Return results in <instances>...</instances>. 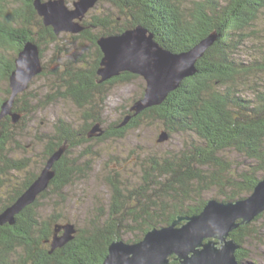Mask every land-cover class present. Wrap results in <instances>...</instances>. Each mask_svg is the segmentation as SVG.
<instances>
[{"label":"trees","instance_id":"trees-1","mask_svg":"<svg viewBox=\"0 0 264 264\" xmlns=\"http://www.w3.org/2000/svg\"><path fill=\"white\" fill-rule=\"evenodd\" d=\"M17 1L22 4L5 11L3 4L7 1L0 0V43L8 42L16 55L29 40L38 44L41 57L46 46L52 44L60 51L63 32L56 34L53 26L44 23L34 7L35 0ZM102 1L109 2L112 11L94 13L88 18L86 13L80 21L84 30L71 35L73 40L86 39L96 46L95 63L88 67L80 58L79 66L69 62L56 71L45 65L30 87L51 71L53 79L46 96L39 100L29 96V90L20 93L13 110L25 115L20 113L15 123L11 116L0 121L2 212L40 174V170L27 172L13 185L7 198L1 195V188L9 185L7 174L26 171L31 166L28 158L12 157L9 144L19 134L20 121L24 124L31 113L32 102L37 99V106L46 108L59 100H70L82 111L84 120L77 127L59 117L54 131L40 137L46 143V159L61 146L67 147L56 163V175L49 187L16 216L14 224L0 225V264H102L114 240L140 241L152 228L171 224L179 216L200 213L211 198H245L264 178V0H100L99 4ZM33 22L37 30L33 29ZM137 25H144L163 47L174 52L193 48L212 32H216L217 39L197 61L198 72L184 78L162 104L142 111L125 127H119L133 113L127 107L120 119L107 124L104 134L89 137L93 124L106 123L103 114L108 86L138 77L125 71L100 83L98 68L103 53L97 41L101 36L120 34ZM248 41L255 42L253 50L257 53L243 61ZM14 68L15 59L5 62L2 71L8 81ZM10 94L9 82L0 110ZM144 117L158 120L169 133L184 134L182 149L162 159L151 156L135 187L127 188L111 173L107 177L111 190L107 209L100 208V213L78 224L74 238L51 252L49 241L64 212L55 211L44 217L41 208L45 200L55 199V205L65 201L66 188L89 175L92 165L86 152L78 155L77 149L91 140L123 136L126 130L139 127ZM232 150L252 159V163L247 167L234 166L226 156ZM214 190L217 192L205 199V194ZM263 215L264 212L231 232L239 245L235 252L238 261H251L248 242L258 236L260 229L254 224ZM169 264L179 262L172 258Z\"/></svg>","mask_w":264,"mask_h":264},{"label":"water","instance_id":"water-1","mask_svg":"<svg viewBox=\"0 0 264 264\" xmlns=\"http://www.w3.org/2000/svg\"><path fill=\"white\" fill-rule=\"evenodd\" d=\"M98 1L75 0L74 7L70 8L66 0H35L34 7L44 23L53 26L56 34L64 31L80 33L85 28L80 21ZM216 39V32H212L193 48L174 52L163 47L144 25L117 35L101 36L97 41L103 53V67L98 69L99 82L124 71L142 75L146 80L145 94L132 107L141 113L146 108L162 104L184 78L197 73V61ZM43 71L40 48L29 40L15 59V68L9 77L11 94L1 105L0 121L5 116H11L14 123L20 119L21 114L13 110L15 98ZM131 117L128 115L123 124ZM102 134V128L96 124L88 136ZM65 149L66 146H62L54 152L34 182L0 212V225L14 224L16 216L48 187L55 176L54 164ZM263 212L264 178L246 198L229 201L211 198L200 213L179 216L170 225L150 229L140 241H113L103 264H169L172 256L179 264H254L253 261L237 260L235 252L239 245L230 236L233 230L249 224ZM183 220L187 222L183 223ZM63 228L61 235L57 227L51 252L72 240L77 231L70 223Z\"/></svg>","mask_w":264,"mask_h":264},{"label":"rangeland","instance_id":"rangeland-1","mask_svg":"<svg viewBox=\"0 0 264 264\" xmlns=\"http://www.w3.org/2000/svg\"><path fill=\"white\" fill-rule=\"evenodd\" d=\"M6 1V4H3L5 11H12L15 6H20V4H22L21 1L17 0ZM68 5L70 8L74 7L72 0L69 1ZM109 8V2L102 1V3L99 4L98 1L95 6L90 8L87 12V18L94 13H103L111 10ZM32 27L34 30H37L36 22ZM72 34L77 33L64 31L62 34H60L62 36L59 40V46L62 48L60 51L57 50L54 44L46 46L45 53L42 56L43 67L47 65L48 70L56 71L62 70L69 62L72 65L79 66L81 64L79 61L80 58L86 62L85 65L88 67L95 63L97 59L96 46L86 39L81 38L79 40H73L71 37ZM254 46L255 42L249 41L246 45H244V51L246 53H243L242 55L243 61H248L251 59V54L257 53V51L253 50ZM17 57L18 55H16L14 49L8 42L0 43V100L5 97L6 89L9 87V81L5 79L2 71L5 66V62L11 59H16ZM100 66L101 62L99 64V68ZM101 67H103V65ZM50 72L46 76L39 78L35 83L32 84L31 87L30 83L29 87L27 88V90H29V96L31 95L35 98L37 97L39 100L46 96V94L49 92V84L53 79V76ZM122 73L123 72H121L120 75ZM136 75H138V77L129 78V81H118L108 86L107 91L109 96L105 102L106 107L103 114V118L106 123L100 124V122H97L93 124V127L96 124H99L100 128L103 130V134L106 130L105 128L107 124L120 119L127 107L131 112H133L128 114L132 116L131 118L140 114L137 113L136 110H132V107L135 105L137 100L144 96L146 80L142 75ZM39 100L36 99L32 102L33 109L31 108V113L27 114L24 124H22V120L20 121L19 125L21 127H19L17 130V133L19 134H17L16 138L9 144L12 157L18 159L28 158L30 159L31 166L26 171L13 172L6 175V181L9 183V185L3 186L1 188V195L5 198H7L13 192V185H16L18 181H21L27 175V172H37L40 170L41 173V171L45 169L46 164L53 153L48 157V159L45 158L46 143L41 141L40 137L45 133L54 131V123L59 117L72 122L73 125L77 127L84 124L82 111L70 100H59L46 108L37 106ZM20 113L22 116L25 115L22 112ZM124 121L125 120L122 121L119 127H125L130 122L129 120L123 124ZM22 128L25 130L21 131ZM185 139L186 136L184 134L169 133L164 125L158 120H151L147 117H144L143 123L139 127L126 130V133L123 136L116 137L112 135L100 140H91L89 143H86L85 146L80 147L76 151L78 155H80L81 152H86L85 156H87L86 158H88L89 163L92 165L89 175L85 180L75 182L66 188L65 194L67 199L60 202L58 205H55V199L45 200L41 208L42 215L46 217L52 212L63 211V218L57 221L55 225L56 229L57 227L59 228V234H63V226L68 225L69 223L73 224L77 230L78 224L82 225L85 223L86 219L100 213V208L103 210L107 209L111 196V190L107 177L111 173H114V175L119 180H121L120 182H122L127 188L135 187L140 184L144 168L149 164V158L151 156H156L158 159H162L165 156L174 154L182 149ZM63 146L67 147V145ZM226 156L234 166L239 168L247 167L252 163V159L247 158L235 150H232V152L229 153L226 152ZM57 162L58 161H56V163ZM56 163L54 164L53 169H55ZM239 168L236 169L238 170ZM216 192L217 190L206 193L205 199L214 195ZM256 218L257 216L255 219ZM255 219H253L251 222H253ZM182 222L186 223L187 220H183ZM254 225L257 229H260V231L257 237L252 238L248 242L251 252L248 260L254 261L256 264H264V215ZM178 226L181 225L178 224ZM52 241L53 240L49 241L51 247ZM114 241L133 243L124 239H117ZM172 258L174 259V256L170 257V261Z\"/></svg>","mask_w":264,"mask_h":264},{"label":"bare ground","instance_id":"bare-ground-1","mask_svg":"<svg viewBox=\"0 0 264 264\" xmlns=\"http://www.w3.org/2000/svg\"><path fill=\"white\" fill-rule=\"evenodd\" d=\"M18 55V54H17Z\"/></svg>","mask_w":264,"mask_h":264}]
</instances>
